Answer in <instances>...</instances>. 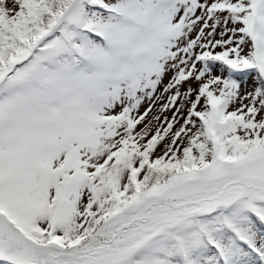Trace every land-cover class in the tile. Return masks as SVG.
Segmentation results:
<instances>
[{
  "label": "snow or ice",
  "instance_id": "1",
  "mask_svg": "<svg viewBox=\"0 0 264 264\" xmlns=\"http://www.w3.org/2000/svg\"><path fill=\"white\" fill-rule=\"evenodd\" d=\"M0 264H264V0H0Z\"/></svg>",
  "mask_w": 264,
  "mask_h": 264
},
{
  "label": "rangeland",
  "instance_id": "2",
  "mask_svg": "<svg viewBox=\"0 0 264 264\" xmlns=\"http://www.w3.org/2000/svg\"><path fill=\"white\" fill-rule=\"evenodd\" d=\"M163 101H157V106L160 104V103H162ZM148 106V102L146 101L145 103H144V105H143V107L144 108H146ZM164 115H168V116H170L171 115V113L170 112H168V113H164Z\"/></svg>",
  "mask_w": 264,
  "mask_h": 264
}]
</instances>
